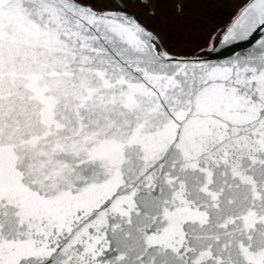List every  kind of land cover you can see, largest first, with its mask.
<instances>
[{
    "label": "snow or ice",
    "instance_id": "snow-or-ice-1",
    "mask_svg": "<svg viewBox=\"0 0 264 264\" xmlns=\"http://www.w3.org/2000/svg\"><path fill=\"white\" fill-rule=\"evenodd\" d=\"M225 2L181 56L124 3L0 0V264H264V0Z\"/></svg>",
    "mask_w": 264,
    "mask_h": 264
},
{
    "label": "rangeland",
    "instance_id": "rangeland-1",
    "mask_svg": "<svg viewBox=\"0 0 264 264\" xmlns=\"http://www.w3.org/2000/svg\"><path fill=\"white\" fill-rule=\"evenodd\" d=\"M169 14L174 18L172 34L177 41H183V51L195 53L201 45L207 47V36L218 27L224 26L233 12V4L225 0H185L183 18L173 13L170 0H164ZM195 22L194 27L189 22Z\"/></svg>",
    "mask_w": 264,
    "mask_h": 264
},
{
    "label": "flooded vegetation",
    "instance_id": "flooded-vegetation-1",
    "mask_svg": "<svg viewBox=\"0 0 264 264\" xmlns=\"http://www.w3.org/2000/svg\"><path fill=\"white\" fill-rule=\"evenodd\" d=\"M113 2L126 4L129 12L155 31L170 51L181 56L192 55L190 51H183L185 45L183 41H177L174 38L172 25L175 21L172 15L169 14L164 0H148L147 7L142 6L139 0H113ZM170 2L174 7L173 13L178 15L174 0H170Z\"/></svg>",
    "mask_w": 264,
    "mask_h": 264
},
{
    "label": "water",
    "instance_id": "water-1",
    "mask_svg": "<svg viewBox=\"0 0 264 264\" xmlns=\"http://www.w3.org/2000/svg\"><path fill=\"white\" fill-rule=\"evenodd\" d=\"M118 3H121V2H118ZM219 47L220 46L217 45V48H219ZM200 51H198V52H200ZM208 51H209V49H208V46H207L206 48L203 49V53L202 54H207ZM233 54L234 53L232 52V50L230 48L225 47V48H223L222 51L212 52L209 58L215 61V60H219V59H224V58H226V57H228L230 55H233ZM188 56H190V55H188Z\"/></svg>",
    "mask_w": 264,
    "mask_h": 264
},
{
    "label": "trees",
    "instance_id": "trees-1",
    "mask_svg": "<svg viewBox=\"0 0 264 264\" xmlns=\"http://www.w3.org/2000/svg\"><path fill=\"white\" fill-rule=\"evenodd\" d=\"M227 23H228V22H227ZM227 23H226V24H227ZM226 24H225V25H226ZM195 53H196V52H195Z\"/></svg>",
    "mask_w": 264,
    "mask_h": 264
}]
</instances>
